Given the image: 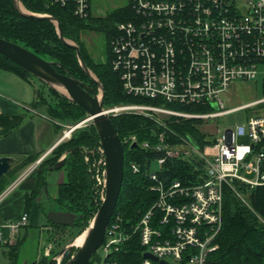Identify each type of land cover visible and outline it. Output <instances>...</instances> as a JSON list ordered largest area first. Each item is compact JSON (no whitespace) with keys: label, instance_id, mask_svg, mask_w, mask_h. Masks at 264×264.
Instances as JSON below:
<instances>
[{"label":"built area","instance_id":"1","mask_svg":"<svg viewBox=\"0 0 264 264\" xmlns=\"http://www.w3.org/2000/svg\"><path fill=\"white\" fill-rule=\"evenodd\" d=\"M51 4L71 6L79 18L88 17L91 9L90 0H51ZM129 6L132 18L117 25L110 42L112 70L125 95L146 102L105 107L109 115L133 111L214 122L235 112H252L246 127L228 128L221 138L217 132L203 149L189 142V153L182 151L183 144L177 147L166 141L164 133L156 142L131 141L130 149L136 144V149L164 154L153 161L158 169L150 168L147 174L148 190L156 199L135 222L114 214L92 263L117 264L114 256L134 240L142 249L140 264H210L223 227L225 192L231 191L250 207L245 190L264 187V97L233 108H226L222 99L233 82L256 79L264 67V0H130ZM238 137H247L249 143L238 145ZM96 151L101 155L99 167L89 171L97 172L92 177L102 203L105 155L100 146ZM174 156L200 167L197 182L166 183L160 178L165 159ZM43 160L39 158L30 170ZM129 168L140 173L134 161ZM27 223L25 213L0 226V245L17 241Z\"/></svg>","mask_w":264,"mask_h":264},{"label":"trees","instance_id":"2","mask_svg":"<svg viewBox=\"0 0 264 264\" xmlns=\"http://www.w3.org/2000/svg\"><path fill=\"white\" fill-rule=\"evenodd\" d=\"M20 1L32 13H46L58 19L64 37L79 45L84 61L104 85L105 106L117 103L146 102L145 99L125 95L122 91L120 78L112 70L111 51L106 62L96 63L88 56L81 42L83 32L95 31L105 36L110 47V42L117 32V25L132 18L129 4L114 10L105 17H93L89 13L88 17L79 18L73 14L71 6L53 5L51 0ZM0 38L17 43L42 58L59 62L73 76L95 87V84L81 69L75 49L64 45L59 39L56 26L48 20H34L20 15L14 8L12 0H0ZM0 68L11 71L26 80L35 78L1 54ZM57 70L64 73L61 68H57ZM40 83L42 88L46 87L48 89L49 94L48 98H45L41 92L42 90H39L40 99L36 101L35 107H41L50 118L52 117L55 121H63L66 124L67 122H76L86 115L82 107L46 86L43 82ZM53 95L56 96V102L54 103L49 101ZM185 109L202 110V108L197 107ZM111 121L124 143V178L114 214L120 213L125 220L129 219L134 222L139 218L140 213L147 210L156 199V194L148 190L151 182L148 180L147 174L152 162L163 157L164 154L163 152L146 151L140 148L130 149L124 142L125 137L136 136L139 141L154 139L156 141V137L154 138L153 135L155 132L158 134L159 129L162 128L166 130L164 133L166 141L174 143L177 138L187 137L199 148L205 144L213 143L214 138L207 139L206 135L199 131V126L203 124L201 119L177 120L171 117L165 120L166 126L161 127L153 119L135 113H125L111 117ZM97 142L98 136L94 127L86 126L85 129L73 133L68 141L56 146L40 164V171L36 172L37 185L26 197V211L30 210L32 204L46 186V173L64 157L65 163L60 169L66 170L67 180L59 184L53 204L60 210H68L82 215L76 220V224L72 226L79 227L81 233L100 206L95 181L91 172L88 171L82 155L83 147H96ZM39 156L38 154L31 155L23 159L6 176L0 178V194L18 176L21 170L37 161ZM131 161L138 164L139 174H134L130 170L129 163ZM197 168L199 171L200 167L196 164L184 160L183 157L174 156L165 159L163 167L158 173L166 183L173 179L193 183L197 182L195 176ZM194 172L195 174H193ZM245 192L248 195L250 207L231 191L225 192L223 227L215 240L218 249L209 255L208 262L210 264H264V224L259 219V216L264 219V187H257L252 191L246 189ZM41 208L44 212V207L41 206ZM53 225L67 228L61 225ZM20 245L21 240L16 248L10 244L6 251L11 264H18L17 255ZM75 251V248L68 250L64 255L65 258L62 264L68 261ZM59 253L48 258L42 256L37 264H56L54 258ZM141 253V247L133 240L128 247L125 246L121 249L114 256V259L117 264H140Z\"/></svg>","mask_w":264,"mask_h":264},{"label":"water","instance_id":"3","mask_svg":"<svg viewBox=\"0 0 264 264\" xmlns=\"http://www.w3.org/2000/svg\"><path fill=\"white\" fill-rule=\"evenodd\" d=\"M12 1L14 8L20 15L34 20H48L53 23L56 26L61 42L75 49L81 69L97 86V91H95L89 83L73 76L59 62L42 58L17 43L0 38L1 55L85 110L86 115L84 117L76 122L66 123V125L71 127V130H75L81 126H93L97 133V146L102 147L105 155V198L89 224L83 228L79 236L67 244L54 258L58 262L62 260L68 250L75 248V253L63 264H91L94 260L95 253L104 241L106 229L117 208L124 178V144L119 137L117 129L112 124L111 115L106 111L104 105V85L84 61L79 45L64 37L60 22L54 16L46 13H32L24 7L20 0ZM57 68L63 69L64 73L59 72ZM136 147V144L132 145V148ZM12 163L13 159L11 157H0V178L7 174ZM64 163L65 160L62 157L50 168V171L60 169ZM45 213L48 220L53 224L66 227L74 226L76 220L82 216L68 210H60L55 205L53 207L48 206ZM79 238H81V242L78 245L77 241ZM145 256L154 259L148 253ZM40 258L31 264H37ZM24 264L27 263L25 262Z\"/></svg>","mask_w":264,"mask_h":264},{"label":"rangeland","instance_id":"4","mask_svg":"<svg viewBox=\"0 0 264 264\" xmlns=\"http://www.w3.org/2000/svg\"><path fill=\"white\" fill-rule=\"evenodd\" d=\"M129 3H130V0H90V5H91L90 13L93 17H105L109 13L113 12L114 10L122 8L128 5ZM81 42L88 56L94 62L104 63L108 60L111 49L103 34L99 32H95V31H85L81 35ZM35 81L39 83L38 80L35 79ZM42 93L44 94L45 98H48L49 92L46 87L42 88ZM263 97H264V67H261V69L258 70L256 79L235 81L231 84L229 89L225 93L222 94V99L224 100V105L226 108L237 107L242 104L260 100ZM55 100H56V96L54 95L50 97L49 99V101L52 103L56 102ZM141 103H145V102H141ZM133 104H138V103H117V104H112V105L110 104V106L106 105L105 107L115 108L116 106L133 105ZM251 112L252 111L250 110L235 112V113L223 116L221 118H218L214 122L202 120L203 124L199 126V131L202 134H205L206 135L205 137L207 139H210V138L212 139L213 137H215L217 132H218L217 137L221 138L225 134V131L228 128L235 131L238 125H242L246 127L247 120L251 117ZM125 113H135V112L121 111L120 114H117L116 116L125 114ZM138 115H142L146 118L155 120L156 124H158L161 127H165L166 126L165 120L171 118L169 116L160 115L157 113H151L150 115H144V114H138ZM111 117H115V116L111 115ZM174 118H176L177 120L183 119V118H177V117H174ZM55 124L54 125L57 128L56 131L58 135L60 136V139H59L60 142L56 146H58L59 144L65 141H68L72 137L73 133H75L76 131L80 129H85L86 127V126H81L80 128L71 130L70 136L67 137L65 135V132L71 129V127L64 124V122L60 120H56ZM165 132L166 130L161 128L159 129L158 134L156 132L154 133L155 136L153 135V137L154 138L156 137V141H157L159 135ZM131 141H137L138 143L141 144L142 142L147 141V140L139 141V139L136 136H126L124 139V142H126L125 144L127 145V147H130ZM152 141H155V139L151 140V142ZM189 142L194 143L193 141L187 139V137H182V138H177L176 142L171 143V144L176 145L177 147H180L183 144L182 151L189 153V151L192 152V148L191 146H189ZM236 143L238 145H245L249 143V140L247 137H243V138L238 137L236 140ZM205 146L206 144L200 148L203 149ZM94 150H96L95 146H85L82 149L83 160H84V163L88 171L91 168L96 169V167H99L101 155L98 151L93 153ZM51 152L48 155H50ZM33 167L34 166L31 165L29 168L31 169ZM39 167H40V164L37 167H35L37 168V171H40ZM151 168L153 170H157L158 166L155 162H153ZM54 173L55 174L53 175L51 174L52 179L51 180L49 179L50 182L48 183V194L51 196H56L59 184L67 180L65 169H57L55 170ZM96 173H93V174L91 173V174L95 176ZM197 175H199V172H196L195 174L196 178H197ZM99 202L100 200L98 199V203ZM42 205H44V203H42ZM99 205H101V202ZM44 209H46L45 205H44ZM26 214L28 215V213ZM44 219L45 218L43 217L42 221L43 222L45 221V225L43 224L39 225L36 220H35V223L32 225L30 221V217L28 215V223L25 226V227L27 226L28 227L27 228L24 227V229L22 228L20 238H18L17 241H14L12 243L13 247L16 248L19 241L21 240V245H20V248L18 250V255H17L18 264H24L25 262L27 264H31L32 262L36 261L39 258V256L40 257L44 256L48 258L51 255H55L56 253H59L62 250V248H64L67 244L75 240L76 237L79 236L80 234L79 227H67V228L55 227L51 223V221L47 219L44 220ZM64 258L65 257L62 258L60 264H62V261Z\"/></svg>","mask_w":264,"mask_h":264},{"label":"crops","instance_id":"5","mask_svg":"<svg viewBox=\"0 0 264 264\" xmlns=\"http://www.w3.org/2000/svg\"><path fill=\"white\" fill-rule=\"evenodd\" d=\"M35 79L26 80L0 68V157L13 159L10 170L31 155L38 154L39 158L45 159L60 142L55 127L56 121L54 122L41 107H35L36 101L40 99L39 90H42L41 81L36 77ZM30 166L21 170L0 194L1 196L5 193L0 200V226L19 220L25 213H28L32 225L35 220L39 225H45L43 217L48 220L46 209L43 212L41 206L44 207L42 203L54 206L55 196L48 194V183L57 169L46 173L47 184L28 212L26 197L36 188L38 181L37 170H30ZM4 233L7 234V231ZM20 236L21 231L19 238ZM8 247L9 245H0V264H11L6 255Z\"/></svg>","mask_w":264,"mask_h":264},{"label":"bare ground","instance_id":"6","mask_svg":"<svg viewBox=\"0 0 264 264\" xmlns=\"http://www.w3.org/2000/svg\"><path fill=\"white\" fill-rule=\"evenodd\" d=\"M70 132H71V129L67 130V131L65 132V135H66L67 137L70 136ZM80 242H81V238H79V240L77 241V244L79 245Z\"/></svg>","mask_w":264,"mask_h":264},{"label":"flooded vegetation","instance_id":"7","mask_svg":"<svg viewBox=\"0 0 264 264\" xmlns=\"http://www.w3.org/2000/svg\"><path fill=\"white\" fill-rule=\"evenodd\" d=\"M95 91H97V86L95 85V87L94 86H92V85H90ZM56 197V196H55ZM45 205V207H46V209H47V207L49 206L48 204H44ZM62 226V225H61ZM64 227H66V226H64ZM39 258H40V256H39ZM38 258V259H39ZM37 259V260H38ZM94 259H95V255H94ZM91 264H93V263H91Z\"/></svg>","mask_w":264,"mask_h":264}]
</instances>
